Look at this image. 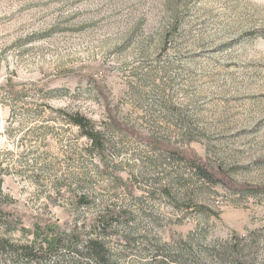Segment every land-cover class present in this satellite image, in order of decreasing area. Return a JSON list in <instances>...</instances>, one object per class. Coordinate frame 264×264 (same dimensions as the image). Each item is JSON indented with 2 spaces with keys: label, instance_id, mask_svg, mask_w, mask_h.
<instances>
[{
  "label": "rangeland",
  "instance_id": "obj_1",
  "mask_svg": "<svg viewBox=\"0 0 264 264\" xmlns=\"http://www.w3.org/2000/svg\"><path fill=\"white\" fill-rule=\"evenodd\" d=\"M110 111L264 188V0H0V179L14 207L91 235L84 221L126 210L100 233L120 264H220L264 238L263 192L203 182ZM75 112L103 132V157ZM82 194L94 202L75 208Z\"/></svg>",
  "mask_w": 264,
  "mask_h": 264
},
{
  "label": "trees",
  "instance_id": "obj_2",
  "mask_svg": "<svg viewBox=\"0 0 264 264\" xmlns=\"http://www.w3.org/2000/svg\"><path fill=\"white\" fill-rule=\"evenodd\" d=\"M109 118L113 126L136 135L141 142L153 150L162 151L180 164L187 166L198 179L205 183L220 184L235 192L261 191L264 193L262 187L235 183L220 165H213L188 146L180 147L153 137H145L125 125L123 128V123L115 119L112 111L109 113ZM68 120L79 129L82 136L90 141L89 151L103 157L107 141L103 132L95 126L93 121L78 112L69 114ZM1 182L0 179V258L9 254L26 262H41L54 258L56 262L66 264H120L100 233H104L115 222L122 220L129 222L131 217L126 210L113 208L98 216L95 221H84V226L89 224L90 231L96 233L91 235L77 225L68 227L67 222L60 217L43 214H31L26 217L25 213L14 207L13 201L2 193ZM93 202V199L82 194L75 197L73 206L79 208ZM16 231L26 236L30 235L31 239L26 243L14 242L10 235ZM253 240H256L255 243L253 241L249 244H241L236 241L231 244L226 252L220 255V264H264V256L259 257L261 252L264 255V238L258 236V239L254 237ZM260 242L263 244L261 245ZM63 249L68 253L67 256H59Z\"/></svg>",
  "mask_w": 264,
  "mask_h": 264
}]
</instances>
